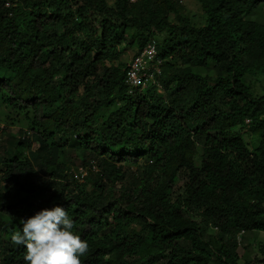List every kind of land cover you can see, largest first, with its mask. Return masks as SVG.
I'll return each instance as SVG.
<instances>
[{
	"label": "trees",
	"instance_id": "trees-1",
	"mask_svg": "<svg viewBox=\"0 0 264 264\" xmlns=\"http://www.w3.org/2000/svg\"><path fill=\"white\" fill-rule=\"evenodd\" d=\"M194 1L202 24L182 0H0V124L18 127L1 264H24L13 232L54 205L89 243L82 264H237L264 234V90L245 82L264 78V0ZM152 40L164 91L128 94L121 53ZM69 153L96 170L75 179Z\"/></svg>",
	"mask_w": 264,
	"mask_h": 264
},
{
	"label": "clouds",
	"instance_id": "clouds-1",
	"mask_svg": "<svg viewBox=\"0 0 264 264\" xmlns=\"http://www.w3.org/2000/svg\"><path fill=\"white\" fill-rule=\"evenodd\" d=\"M11 240L23 246L24 264H82L89 243L76 230V221L69 209L52 206L22 218Z\"/></svg>",
	"mask_w": 264,
	"mask_h": 264
},
{
	"label": "rangeland",
	"instance_id": "rangeland-1",
	"mask_svg": "<svg viewBox=\"0 0 264 264\" xmlns=\"http://www.w3.org/2000/svg\"><path fill=\"white\" fill-rule=\"evenodd\" d=\"M179 3V2H178ZM182 6H180L179 11L180 14L184 17H188L198 24L203 23V15L201 13L199 5L194 0H182L181 3ZM172 16V15H171ZM173 17V16H172ZM171 17V18H172ZM176 19L174 18L173 21ZM176 22V21H175ZM133 51L130 49H126L121 53V57L119 59V62L127 63L130 58L133 56ZM117 63V61H115ZM213 69V68H212ZM210 70L208 73L210 75L213 74V70ZM205 72V71H204ZM246 83L250 85L251 89L255 93L263 92L264 90V78H256L253 76H248L245 79ZM25 128V127H23ZM18 127L16 125H10L7 124H0V153H4L5 149L8 147V140L10 138L14 137L15 132L17 131ZM22 131H25L22 129ZM243 133V132H242ZM243 137L246 140H249L250 137L247 136V134L243 133ZM200 150V149H199ZM93 160L91 156L87 155L86 164H83V162L80 160L79 157H76L74 154L69 153L67 157V162L69 163V166L71 167L73 173H77L81 167L83 172H86V174L89 171V161ZM88 162V163H87ZM195 164H199V159H195ZM141 171L140 167H125L126 172V180H130L132 175L139 173ZM184 178L182 175L179 178L178 185H182ZM11 244H14L12 240H10ZM264 244V234L259 232H252L249 236H247L245 239L242 240V242L237 245L236 254L238 256L237 264H252L255 259H261V255L258 253V246ZM2 261V257L0 256V264Z\"/></svg>",
	"mask_w": 264,
	"mask_h": 264
},
{
	"label": "built area",
	"instance_id": "built-area-1",
	"mask_svg": "<svg viewBox=\"0 0 264 264\" xmlns=\"http://www.w3.org/2000/svg\"><path fill=\"white\" fill-rule=\"evenodd\" d=\"M162 63L163 58L158 54L155 41L147 42L137 54L130 58L124 69L123 83L127 87L128 94L151 84L156 86L158 92H163L164 87L160 80ZM90 167L96 170L95 161L90 162ZM82 168L77 173H73L74 178L79 181L86 175Z\"/></svg>",
	"mask_w": 264,
	"mask_h": 264
}]
</instances>
